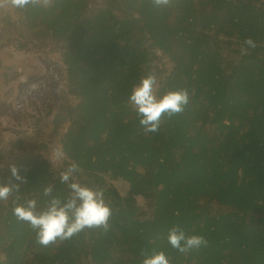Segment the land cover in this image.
Instances as JSON below:
<instances>
[{
    "label": "trees",
    "instance_id": "1",
    "mask_svg": "<svg viewBox=\"0 0 264 264\" xmlns=\"http://www.w3.org/2000/svg\"><path fill=\"white\" fill-rule=\"evenodd\" d=\"M228 23L234 32L226 36L229 44L247 48L249 37L256 44L229 60L209 34L217 35ZM8 31L9 39L21 33L23 42L50 39L69 69L68 62L81 66L67 71L66 88L74 99L64 97L65 102L79 99L81 112L63 117L72 121L62 135L70 158L63 170L75 161L79 182L100 184L102 190L107 182L120 183L128 195L103 190L112 211L108 231L85 229L70 240L41 246L13 209L37 196L47 202L42 192L48 184L61 198L68 186L60 183L61 172H51L38 156L10 159L3 175L0 168V184L20 187L0 201V264H143L159 251L170 264H264V1L170 0L157 8L151 0H51L48 5L40 0L20 9L12 0H0V46ZM184 57L193 63L185 65ZM167 60L177 68L164 77L159 65ZM149 73L157 77L158 97L185 89L189 102L182 113L163 116L158 131L145 133L128 97ZM238 88L261 99L263 116L256 122L246 123L236 111ZM11 165L24 182L11 176ZM148 191L155 195L152 218L132 219L135 197ZM212 201L228 209L211 216ZM249 209L257 216L249 218ZM174 225L204 236L207 246L181 254L164 237ZM229 245L240 251L222 258Z\"/></svg>",
    "mask_w": 264,
    "mask_h": 264
},
{
    "label": "rangeland",
    "instance_id": "2",
    "mask_svg": "<svg viewBox=\"0 0 264 264\" xmlns=\"http://www.w3.org/2000/svg\"><path fill=\"white\" fill-rule=\"evenodd\" d=\"M194 7L197 9L198 3ZM190 11L193 12V8ZM15 17L16 15H13V18ZM223 18L226 19V16ZM227 18L229 19V17ZM220 28L221 31L216 32L217 35H215V31L214 33L210 31L209 34L213 35L211 41L217 42L221 46L223 57L229 60L234 59V55H237L238 52L244 53L246 48L237 46L235 43L229 44L227 41L226 36L234 33L231 24L228 23ZM8 33L7 37L4 38V44L0 46V168H3L1 175L8 168L6 163L10 159L26 154H31L32 157L38 156L39 162H46L51 172H62L63 162L70 160V158L64 154V158L58 160L55 152L57 150L63 151L62 139L64 137L62 135L72 126V121L64 120L63 117L76 116L81 112L79 99L73 104L70 101L65 102L66 98L72 99L74 97L73 90L66 88L71 83L67 71L80 70L81 66L76 62H68L71 66L69 69L64 63L66 61L63 60L62 54L54 49L50 39H28L23 42L20 37L21 33H15L10 37L14 39H9L11 31ZM182 54H185L184 50H180L179 55ZM84 60H90V58ZM168 60L165 65H159V68L164 70L161 73L164 77L172 74V70L177 68L175 62ZM183 63L188 65V63H193V60L184 57ZM75 89L74 91H76ZM234 99L236 100L234 105H237L236 111L239 112V116L246 117V123L256 122L257 118L263 116L262 101L256 95L238 88L234 93ZM209 113L214 114V110L210 109ZM53 116H61L62 118H56L54 121ZM125 116L130 115L126 114ZM243 127L246 130L249 129L244 125ZM98 145V142H94L92 152H96ZM75 180L79 182L76 177ZM79 183L87 186L85 182ZM110 183L114 188L110 187L109 182H107L106 187L103 186L104 191L116 189L120 194L126 193V185L122 189L123 185L120 183L111 181ZM99 187L101 188L100 184H92L90 188L99 189ZM126 194L128 195V193ZM35 199L38 209L46 207L47 202H43L42 197L37 196ZM198 200L199 205L206 207L205 201ZM154 202L155 195L151 191L137 195L135 197L137 212L132 219H151ZM199 205L196 204V209L199 208ZM209 208L211 216H219V213H224L228 209V207L221 206L214 201L209 204ZM246 214L249 218L257 216V213L251 209L247 210ZM119 225L125 224L120 220ZM164 237L167 238V234ZM237 251L239 252L240 249L238 250L235 245H229L228 248L222 249V258L227 255L232 257ZM113 252L115 251L110 250V254ZM124 256L129 257L128 259L134 258L131 253H126ZM2 257L0 251V261H3ZM190 264L200 263L191 260Z\"/></svg>",
    "mask_w": 264,
    "mask_h": 264
},
{
    "label": "clouds",
    "instance_id": "3",
    "mask_svg": "<svg viewBox=\"0 0 264 264\" xmlns=\"http://www.w3.org/2000/svg\"><path fill=\"white\" fill-rule=\"evenodd\" d=\"M39 2L40 0H12L13 5L20 9ZM43 2L48 5L51 0ZM151 2L154 7L162 8L168 6L170 0ZM244 44L247 48L256 47L250 37L245 39ZM158 86L155 74L149 73L133 85L129 93L128 103L135 110L145 133L158 131L163 116L171 118L182 113L189 102V94L185 89L170 90L158 97L155 92ZM55 156L62 160L64 153L57 150ZM80 171L79 165L73 161L60 173V183L67 185L69 189L66 197L54 195V186L48 184L42 192L44 197L49 198L46 207L38 209L36 199H29L14 207L13 215L34 230L36 242L41 246L54 244L57 240H70L85 229H102L105 232L109 230L112 211L105 202L104 191L77 182L75 176ZM10 172L16 181L24 182L25 178L19 175L15 165L10 166ZM19 187L17 183L0 184V201H6L13 193L19 192ZM167 241L181 254L206 247L208 244L204 236L186 234L179 225H174L168 230ZM143 264H170V261L163 251H159L146 256Z\"/></svg>",
    "mask_w": 264,
    "mask_h": 264
}]
</instances>
